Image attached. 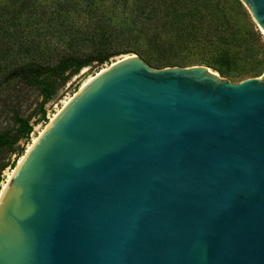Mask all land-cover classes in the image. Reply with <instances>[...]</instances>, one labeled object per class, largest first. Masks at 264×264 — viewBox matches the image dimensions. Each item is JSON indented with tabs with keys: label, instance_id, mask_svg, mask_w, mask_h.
<instances>
[{
	"label": "water",
	"instance_id": "95a60500",
	"mask_svg": "<svg viewBox=\"0 0 264 264\" xmlns=\"http://www.w3.org/2000/svg\"><path fill=\"white\" fill-rule=\"evenodd\" d=\"M0 264H264V72L101 68L1 189Z\"/></svg>",
	"mask_w": 264,
	"mask_h": 264
},
{
	"label": "rangeland",
	"instance_id": "374dc122",
	"mask_svg": "<svg viewBox=\"0 0 264 264\" xmlns=\"http://www.w3.org/2000/svg\"><path fill=\"white\" fill-rule=\"evenodd\" d=\"M57 1L61 0H27L26 4L20 5L21 0H0V133H9L15 129V114L27 117L33 125L28 139L13 144L12 150L11 147L0 144V185L15 167L19 157L25 154L32 138L39 134L64 102L68 101L89 77L124 55L137 54L154 68L204 65L230 82L259 77L264 72V34L242 1L199 0L194 3L199 9L195 17L185 16L175 21L169 14L158 19L153 17L147 20V23L142 22L147 24L148 35L154 39H163L159 46L143 44L141 53L120 54L102 65L93 64L82 69L44 103L45 113L41 117L40 103L43 97L39 90L32 86L15 88L14 85H9L12 80L8 81L7 75L11 67L25 61L22 56L25 52L32 53V48L24 51L22 45L25 43L35 49V44L40 41L37 49L43 51L44 58L48 57L53 49L67 48L65 36L44 30L45 27L35 15L39 7L52 11ZM109 1L114 4L113 11L116 14L114 17L110 16L111 20H115L117 25L132 21L130 14L120 15L119 3ZM68 3L71 8H79L83 4L82 0H69ZM106 4L110 3L106 1ZM194 4L192 2L188 6ZM22 8L24 9L19 12ZM110 11L107 8L102 17H87L81 13L77 15V11H72L70 16L71 21L81 29L83 25H89L98 19L105 21V16ZM168 39L169 42H166ZM4 165L7 166L3 168Z\"/></svg>",
	"mask_w": 264,
	"mask_h": 264
},
{
	"label": "trees",
	"instance_id": "16d2710c",
	"mask_svg": "<svg viewBox=\"0 0 264 264\" xmlns=\"http://www.w3.org/2000/svg\"><path fill=\"white\" fill-rule=\"evenodd\" d=\"M68 1H57L56 7L52 11L39 7L35 13L38 21L45 27L44 30L65 36L67 48L63 50L53 49V52L44 58L43 51L37 49L40 46V41L35 44V49L25 43L22 45L24 51L32 48V53L25 52L22 55L25 61L8 70V81L12 80L9 85L12 84L15 88L32 86L39 90L43 97L40 103L41 117L45 113L44 103L82 69L93 64L102 65L120 54L141 53L143 44L151 47L159 46L163 39H154L150 34L148 35L147 24L142 22L147 23V20L153 17L158 19L163 16L167 17L169 14H171V19L177 21V19L185 16L195 17L199 11L195 7L197 4H194L198 3L199 0L192 1L194 6H188L189 3H192L191 0H114L120 4V15L124 16L128 13L133 18L130 22H121L117 25L115 20L110 18L116 14L113 11L114 4H111L109 0H82L83 4L79 8H71ZM106 1L110 4H106ZM26 3L27 0H21L20 5ZM65 4L70 5V7L64 6ZM107 8L111 11L105 16V21L98 19L89 25L88 23L83 25L81 29L79 25H75L76 23L71 21L70 13L72 11H77V15L81 13L87 17H102ZM14 120L16 127L12 132L0 133V144L11 147V150L13 144L28 139L33 128L27 117L15 114ZM5 166L7 165H4L3 168ZM1 180L0 176V182Z\"/></svg>",
	"mask_w": 264,
	"mask_h": 264
},
{
	"label": "bare ground",
	"instance_id": "6f19581e",
	"mask_svg": "<svg viewBox=\"0 0 264 264\" xmlns=\"http://www.w3.org/2000/svg\"><path fill=\"white\" fill-rule=\"evenodd\" d=\"M260 28V27H259ZM261 29V28H260ZM262 31V30H261ZM262 33H263V31H262ZM264 34V33H263ZM67 101H65L64 102V104L66 103ZM63 104V105H64ZM59 111V110H58ZM57 111V112H58ZM56 114V113H55ZM55 114H53V116L55 115ZM52 116V117H53ZM51 117V118H52ZM51 118L49 119V121L51 120ZM49 121L47 122V124L49 123ZM47 124L45 125V127L47 126ZM44 127V128H45ZM44 128L39 132V134L37 135V136H34L33 138H32V141H31V143L28 145V147H27V149H26V151H25V154H23L21 157H19V159H18V161H17V163H16V165H15V167L11 170V172L7 175V177H6V179L1 183V185H0V191H1V189L3 188V186L5 185V183L7 182V180L10 178V176L12 175V173L14 172V170L17 168V166L19 165V163L22 161V159L24 158V156L26 155V153L29 151V149L32 147V145L34 144V142L37 140V138L39 137V135L42 133V131L44 130Z\"/></svg>",
	"mask_w": 264,
	"mask_h": 264
}]
</instances>
